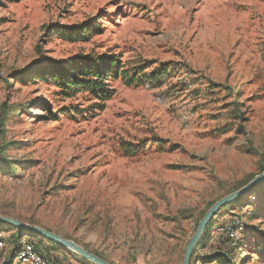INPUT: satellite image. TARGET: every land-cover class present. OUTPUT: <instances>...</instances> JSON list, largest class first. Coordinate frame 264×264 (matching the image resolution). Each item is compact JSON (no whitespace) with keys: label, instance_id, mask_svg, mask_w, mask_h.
<instances>
[{"label":"rangeland","instance_id":"rangeland-1","mask_svg":"<svg viewBox=\"0 0 264 264\" xmlns=\"http://www.w3.org/2000/svg\"><path fill=\"white\" fill-rule=\"evenodd\" d=\"M83 55L116 58L111 98L39 77ZM263 169L264 0H0L1 216L111 264H182L212 204ZM16 229L0 222V264ZM204 233L191 264H264V181ZM29 237L50 264H95Z\"/></svg>","mask_w":264,"mask_h":264},{"label":"trees","instance_id":"trees-1","mask_svg":"<svg viewBox=\"0 0 264 264\" xmlns=\"http://www.w3.org/2000/svg\"><path fill=\"white\" fill-rule=\"evenodd\" d=\"M57 33L60 36L71 41H74L80 37V34L76 32H69L68 30H64V29H59ZM83 37L86 38L85 36ZM116 64H117V60L112 56L83 55L79 57L77 60H74L73 62L70 63V65H75L74 70L69 71L67 70L66 67L54 61V62H50V64L48 65L49 70L47 72L45 69H43L40 72L39 77L46 78L47 77L46 75H48L49 76L48 80L54 83L55 85H57L58 87H60L61 89H63V91L66 94H74L78 91H83L89 94L92 98L100 99L104 101L111 98L112 95L114 94V89L110 88L105 81L108 80L109 77L117 75ZM122 74L125 75L126 72L122 71L121 75ZM166 74L167 72L163 71L157 74L155 76V79L160 76H165ZM137 77L138 80L143 78H148V76L144 74H141V76H136L135 78L126 75V82L132 83V81L136 80ZM52 115L54 116L55 114ZM27 232L29 231L17 227L16 232L12 234V240H13L12 248L14 253L20 247L22 233L24 234L23 237H26ZM33 235L36 234L32 233V236ZM203 238H201V240L198 242L196 247L202 244ZM29 239L32 241L31 237H29ZM51 242L57 245V243H55L54 241Z\"/></svg>","mask_w":264,"mask_h":264},{"label":"water","instance_id":"water-1","mask_svg":"<svg viewBox=\"0 0 264 264\" xmlns=\"http://www.w3.org/2000/svg\"><path fill=\"white\" fill-rule=\"evenodd\" d=\"M264 181V171L255 175L246 185L237 189L234 192H231L224 197L217 200L205 213L202 219L199 221L197 229L194 235L190 238L187 247L185 249V256L182 264H191V258L194 249L196 248L198 242L201 240L206 227L208 226L209 222L214 218L217 212L226 204L234 201L237 198H240L242 195L250 191L255 187L256 184ZM0 222L10 224L11 226L23 228L29 232L35 233L40 235L48 240L54 241L55 243L67 248L77 254H80L83 258L95 263V264H111L107 260L103 259L102 257L91 253L90 251L86 250L81 245L77 244L75 241L63 238L59 234L52 232L49 229L43 228L38 225L29 224L23 222L21 220L15 219L9 216H1L0 215Z\"/></svg>","mask_w":264,"mask_h":264},{"label":"built area","instance_id":"built-area-1","mask_svg":"<svg viewBox=\"0 0 264 264\" xmlns=\"http://www.w3.org/2000/svg\"><path fill=\"white\" fill-rule=\"evenodd\" d=\"M239 223V222H237ZM238 228H241L240 226ZM2 231V230H1ZM0 231V248H5L7 246V239L3 238V231ZM227 232L231 236H235L237 231L235 226H217L214 233ZM29 238H21L20 247L14 253L12 260L15 264H50L49 257L46 253L39 250Z\"/></svg>","mask_w":264,"mask_h":264}]
</instances>
